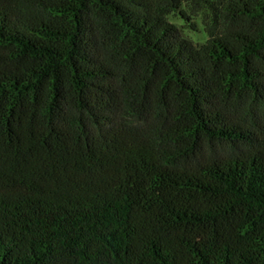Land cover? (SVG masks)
<instances>
[{
  "label": "trees",
  "instance_id": "1",
  "mask_svg": "<svg viewBox=\"0 0 264 264\" xmlns=\"http://www.w3.org/2000/svg\"><path fill=\"white\" fill-rule=\"evenodd\" d=\"M0 264H264V0H0Z\"/></svg>",
  "mask_w": 264,
  "mask_h": 264
},
{
  "label": "rangeland",
  "instance_id": "2",
  "mask_svg": "<svg viewBox=\"0 0 264 264\" xmlns=\"http://www.w3.org/2000/svg\"><path fill=\"white\" fill-rule=\"evenodd\" d=\"M184 5V4H183ZM186 12H188L191 21L180 17L177 13L169 15V20L175 23L179 29H181L184 36L189 37L194 42L201 43L206 39V35L203 31L202 18L199 11H193L188 6H182ZM191 24L196 25V30L191 28Z\"/></svg>",
  "mask_w": 264,
  "mask_h": 264
}]
</instances>
